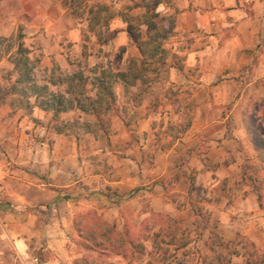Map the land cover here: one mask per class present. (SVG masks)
<instances>
[{"label": "crops", "instance_id": "0c3cea01", "mask_svg": "<svg viewBox=\"0 0 264 264\" xmlns=\"http://www.w3.org/2000/svg\"><path fill=\"white\" fill-rule=\"evenodd\" d=\"M168 2L164 0L158 6L159 11L174 19L172 34L164 47L169 57L182 61L180 67L171 69L188 74L189 79L182 74L181 82L187 80L194 87L213 89L204 101L216 103L197 113L204 117V157L194 158L191 149L187 154L189 164L195 167V183L197 188L200 185L201 195L187 190L191 183L178 181L172 187L162 181L175 144L160 153L162 163L149 169H141L139 153L134 160L128 159L129 148L140 145L145 149L152 138L136 137L128 145L129 133L133 131L130 127L150 135V122L156 113L150 109V97L141 96L134 102H142L143 111L128 126V94L121 81L115 84L119 109L113 114L108 145L82 129L78 130L83 137L69 134V125L61 124L57 130L53 110L40 106L35 95L22 96L20 85L5 91L0 81L4 90L0 93V236L9 238L23 251L27 240L34 236L32 231L42 225L50 231L53 228L56 241L47 233L46 247L56 256L44 264H59L68 257L63 252L64 233L73 232L72 218L77 211L94 208L120 226L124 218L137 216L147 203L152 210L177 220L189 214L193 231L197 229L193 219L201 211L206 212L216 224L219 239L228 243L224 246L216 242L214 247L218 253L230 254L229 264H264V202L262 195L243 178L246 164L264 163L243 120L247 103H259L256 111L261 116L257 123L264 140V0ZM135 8L134 4L128 5V14L133 15L130 12ZM110 18L108 30L113 35L108 42H99L94 33L68 14L61 0H0V35L9 37L21 32L29 56L38 59L34 69L36 82L54 91L67 86L66 80L50 79L54 68L68 74L74 72L68 56L82 58L91 66L104 64L113 68L114 63L107 60L105 52L128 45L131 56H140L130 41L126 22L118 13ZM18 25L22 29L13 34ZM93 43L102 52L91 49ZM87 49L85 56L83 50ZM10 53L0 57V67L12 71L13 86L16 72ZM236 84L240 89L233 93ZM134 97H129L132 104ZM225 103H231L230 107L225 109ZM73 115L82 119L84 113L74 107L60 112L58 117L66 123ZM184 199L186 205H182ZM206 232L204 228V233L191 235L192 239L182 248L190 250L185 261L159 263L205 264L215 253L208 247L213 234ZM151 244L148 241V250ZM208 252L212 255L206 256ZM153 261L146 254L128 264Z\"/></svg>", "mask_w": 264, "mask_h": 264}, {"label": "rangeland", "instance_id": "374dc122", "mask_svg": "<svg viewBox=\"0 0 264 264\" xmlns=\"http://www.w3.org/2000/svg\"><path fill=\"white\" fill-rule=\"evenodd\" d=\"M138 1L139 0H61V3L68 14L77 19L79 23L83 25L82 27L96 35L99 42H108L110 37L113 35V32L108 30V24L111 20L109 16L119 13L120 11L128 14V5H133L134 3H138ZM98 4L106 5L107 10L100 13L101 17H94L92 12L89 10L91 9V11L94 12L96 10V5ZM142 11V8L137 7L130 13L137 14ZM106 15L109 16L107 17ZM18 28L21 27L18 25L13 34ZM94 48L95 50L100 49L102 52V48H98L97 46L95 47L93 43L91 45V49ZM13 49L14 48L8 50L5 45H2L0 47L1 56H7V52L12 51ZM104 54L108 61L112 60L115 67L113 68L111 65L104 66V64L96 65L110 68L115 71L126 68L130 57H139L130 55V51L128 52V45L124 48L118 49L117 51H109ZM83 55H88V49L83 50ZM68 60L70 63L74 64V72L79 69L84 73V75H89L91 67L94 66L88 65V62L82 58H70L68 56ZM181 63L182 61L179 58L169 57L168 67L165 70H161L156 75L148 74V77L150 78L149 85L143 92L142 96L150 97V109L156 111L150 122L149 130H151V132L150 135L147 132L142 134L136 132V128L130 127V130L133 131L129 133L130 140L128 141V145H130L131 141L136 137L138 139L142 136H144V138L152 136V138L149 141L148 147L145 149H142L140 145L139 148H129L128 159L134 160V155L139 153L140 157H142L140 162L142 166L141 169H149L157 166L156 163H162V160L160 161L158 157L160 153L168 151V149L172 148L175 144V153L172 152V155L174 156L171 163L167 165L166 171L162 175V181H165L167 185L169 184L172 187H174L175 183L178 181L191 183L190 186L187 187V190L195 193V195H198L200 192L201 195L200 185L199 188H197L195 183V167L192 168L189 164L191 160L188 159L187 154H190L192 151L194 152V158L202 159L204 157L203 155L206 152L205 143L203 142L204 135L202 134L204 117L198 116L197 113L203 111L205 107H209L211 104L214 105L216 103H206L204 101V96L207 93H211V90L213 89L208 91L207 89L203 90V88L194 87L192 84L187 82V80H183V82H181L183 75L185 74L182 73V75L181 72H174V70L171 69L172 66L180 67ZM67 74L68 72L62 70L59 71L57 67L53 69V75L50 79L55 82L65 81ZM10 75L12 76V71L4 68V66L0 67V81L3 83L5 91L10 90L13 87L11 86L12 80L10 79ZM185 76L187 77L186 79H189L188 74ZM239 89L240 87L236 84L234 85L232 92L238 93ZM4 90H1L0 86V93H4ZM135 90V86L127 88L124 87L125 93L128 94V126L134 124V121L137 120L136 116H140V112L143 111L142 108H140V106H142V102L138 101L139 103H137V105L134 103L139 100L138 96L134 94ZM114 91H116L115 85ZM116 96L115 92V100ZM133 96H135L134 98L136 99L133 100L132 104L129 97ZM115 100L112 104V108L107 112L108 125L106 126L105 131L102 132L98 130L97 133L87 131L92 136L102 141L103 144H105L104 142L108 145L110 144L108 139L112 130L111 126L114 117L113 114L119 109ZM230 104L231 103H225L224 108H229ZM258 104L259 103L257 102L254 104L255 109ZM132 105L136 107L132 108ZM248 108L250 110V106ZM262 114H264V112H262ZM255 115H257L258 118L260 117V113L257 111L255 112ZM74 117L75 116L73 115V119L68 122L76 119L90 122L95 120V118L88 113H84L82 119ZM186 123H189V125L180 131L179 125H185ZM69 134H74L78 137L82 136V133H80L77 128L71 129ZM189 144L194 145V147L190 146L189 148ZM190 149L191 151H189ZM243 171L245 174L243 178L248 180L253 186V189L262 195L261 200L264 202V163L258 162L256 164H246ZM171 183H174V185ZM185 200L186 199L182 202V205L187 204V201ZM86 213L87 215L84 220L89 221L90 226H94L93 224L95 223L96 218L99 219L100 224L102 220L107 223L104 226L107 231H115L123 234L127 240L129 237L136 238L137 242L135 245L137 246H134V248H137L135 250L139 251V248L143 249L140 250V255L135 253L137 251L134 250H132L134 252L132 255L131 253L128 254V247L124 255L116 254L102 247H96L94 242L91 244L89 240L84 239V234H79L75 223L80 220L79 216L81 214ZM161 213L162 212L152 210L148 203L143 204V209L137 216L124 218L123 222L119 226L116 222L109 221L94 208H89L86 211H77L72 218L73 232L64 233L63 231L65 240L63 252L66 253L68 257H64L62 262H59V264H105L109 261H111V264H122L123 260L126 261V264H128V262H133L135 258L138 259L146 254L154 260L152 263L150 262V264H160L159 262L161 260L168 263L174 261L180 263L186 260V255H188L190 251L187 248H182L190 239H192V236L204 233V228H207L208 232L206 233L209 235L210 233L213 234L211 236V242L216 243V241H219L218 239L220 236L215 228L216 224L215 222L210 221L208 215L204 211H201L198 218L196 217L193 219V223L197 224V229L194 230L195 232L193 231V228H191L190 221H192V218H190L189 214L184 216L182 219L177 220L170 215H160ZM108 225L110 229H108ZM160 226L165 228V232L159 231ZM56 227L57 226L54 228ZM52 230L53 228H51L50 231L47 230V228H43L42 225L35 231H32L34 236L27 240V247L23 251H20L15 246L14 242L9 238L0 236V264H44V261L55 258L56 254H54L51 249L46 247V240L49 238H51L54 242L56 241V231ZM94 232L96 231L94 230ZM47 233L51 234L50 237L47 236ZM148 241H152L151 250H148L147 248ZM229 249L232 250L233 248ZM214 250V252H217L215 247ZM210 255H212L210 252L206 254V256ZM116 258H121L122 260H116Z\"/></svg>", "mask_w": 264, "mask_h": 264}, {"label": "trees", "instance_id": "16d2710c", "mask_svg": "<svg viewBox=\"0 0 264 264\" xmlns=\"http://www.w3.org/2000/svg\"><path fill=\"white\" fill-rule=\"evenodd\" d=\"M161 3H164V0H139L138 3H134V6L142 8L141 13L133 15L125 14L122 11L118 13L127 24L130 41L138 48L139 57H130L126 68L121 70L115 71L94 65L91 67L89 75H84L80 70L72 72L65 77L67 86L64 90H50L48 85L36 82L34 69L38 59H32L29 56V49L23 45L20 31L9 37L0 35V47L5 45L8 50L14 48L10 53V59L16 72V79L12 88L15 89L17 85H20L22 96L35 95L40 106L53 110V120L57 130H59V125L63 124L62 126L69 125L68 130L77 128L85 132L97 133L98 130L104 132L108 125L107 112L112 108L115 100L114 85L121 81L125 88L135 86L134 94L141 97L149 85L150 78L148 74L156 75L167 68L166 61L169 52L164 47V42L172 34L174 19L166 12L158 10ZM105 10H107L106 5L98 4L94 12L91 9L89 11L92 12L94 17H101L100 13ZM255 103V101L247 103L243 120L248 136L260 156L264 158V140L260 136L261 129L256 122L258 116L255 115ZM74 107L83 113L91 114L95 120L90 122L76 119L66 123L63 120L60 121L58 114ZM263 116L261 120H263ZM188 125L189 123L179 125L180 131ZM86 215L87 213L81 214L79 216L80 220L75 223L79 234H84V239L89 240L91 244L94 242L96 247H102L116 254L124 255L128 247V254L131 253L132 255L134 253L132 250H134L137 251L135 253L140 255V250L143 249L135 250L137 248H134V246H137L135 245L136 238L129 237L127 240L123 234L107 231L104 228L107 223L102 220L100 224L99 219L96 218L92 227L89 221L84 220ZM160 215L165 216L162 213ZM108 229H110L109 225ZM159 231L165 232V228L160 226ZM216 242L224 246L228 245L220 239ZM246 246L251 251L252 247L249 246L248 242ZM208 247L213 252L215 251L213 242L210 241ZM229 256L230 254L215 252L205 264H229Z\"/></svg>", "mask_w": 264, "mask_h": 264}]
</instances>
